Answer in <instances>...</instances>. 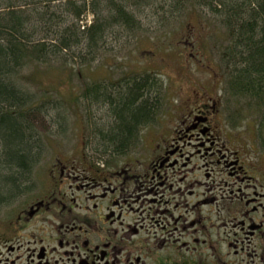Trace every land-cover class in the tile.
Here are the masks:
<instances>
[{"label":"flooded vegetation","instance_id":"1","mask_svg":"<svg viewBox=\"0 0 264 264\" xmlns=\"http://www.w3.org/2000/svg\"><path fill=\"white\" fill-rule=\"evenodd\" d=\"M201 95L161 125L152 124L148 103L124 136L147 139L146 156L127 145L71 161L57 156L35 190L28 174L14 175L0 190V210L9 209L0 264H219L215 256L227 248L264 258V154L233 146L220 98ZM115 104L107 101L108 133L97 135L107 149L119 124ZM41 153L31 152L28 171ZM221 208L236 222L223 241Z\"/></svg>","mask_w":264,"mask_h":264},{"label":"rangeland","instance_id":"2","mask_svg":"<svg viewBox=\"0 0 264 264\" xmlns=\"http://www.w3.org/2000/svg\"><path fill=\"white\" fill-rule=\"evenodd\" d=\"M145 12L147 16L144 13L140 30L130 35L123 30L116 31L108 39V49L102 50L90 62L71 58L68 63H33L22 68L15 77L21 90L32 97L31 107L44 110L36 112L40 117L33 126L35 150L42 153L35 160L38 163L33 165V170L25 175L32 190L44 183L57 156L63 161H71V158L79 157L80 152L89 156L94 150L110 153L116 150L108 141L107 149L105 141L97 137L102 135L101 131L104 135L108 133L111 115L107 101L95 102L88 94L89 87L99 84L104 92L118 100V94L130 87L129 84L143 80L144 92H147L143 99L153 106L152 124L155 125L177 115L176 110L181 104L190 103L208 92L220 98L229 120L225 130L232 145L242 147L245 153L252 150L264 154L261 114L252 110L247 98L232 95L225 87V67L220 52L227 38L220 19L211 11L200 9L194 13L199 18L185 13L170 23L158 24L148 9ZM127 147L131 153L146 156L150 142L141 138L128 143ZM97 153L100 157L102 152ZM109 160L114 165L118 161L114 157ZM0 190L4 192L3 187ZM7 210H0V227ZM224 212L218 221L222 227L217 230L221 240L231 239L232 224L236 223L224 219ZM247 252L235 253L234 248H227L216 255L215 260L220 258L219 264H264L261 254L256 256Z\"/></svg>","mask_w":264,"mask_h":264},{"label":"trees","instance_id":"3","mask_svg":"<svg viewBox=\"0 0 264 264\" xmlns=\"http://www.w3.org/2000/svg\"><path fill=\"white\" fill-rule=\"evenodd\" d=\"M147 9L158 24L185 13L199 18L200 9L216 15L226 28L220 52L225 87L247 98L264 120V0H0V189L16 183L14 175L28 174L36 112L44 111L32 108V97L16 84L21 69L71 58L90 62L116 31L140 30ZM145 89L143 80L136 82L118 100L100 84L87 90L95 102H117L119 124L108 142L116 150L125 149L131 123L150 109Z\"/></svg>","mask_w":264,"mask_h":264}]
</instances>
